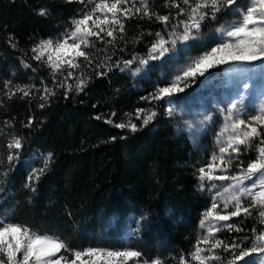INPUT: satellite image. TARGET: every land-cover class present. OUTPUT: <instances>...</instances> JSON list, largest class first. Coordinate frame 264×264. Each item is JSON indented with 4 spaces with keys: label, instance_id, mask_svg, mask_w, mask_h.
I'll return each mask as SVG.
<instances>
[{
    "label": "trees",
    "instance_id": "trees-1",
    "mask_svg": "<svg viewBox=\"0 0 264 264\" xmlns=\"http://www.w3.org/2000/svg\"><path fill=\"white\" fill-rule=\"evenodd\" d=\"M84 9L79 0H0V145H6L4 140L13 133L24 144L20 159L3 176L0 216L26 223L41 235H59L75 250L131 247L142 252L143 260L159 258L178 264L181 254L190 259L201 214L209 206L193 171L194 145L186 134L174 135L164 128L138 127L133 133L114 126L145 104L141 97H146L153 79L135 81L118 69L95 76L82 67L74 76L79 78L83 72L90 77L87 86L82 92L72 88L65 98V89L55 86L48 65L32 59L37 42L70 30L72 19ZM149 11L175 16L176 9L165 7L164 0H149ZM234 18L226 15L218 22L205 21V39L218 35L214 29ZM162 31L155 17L137 15L125 21L126 43L119 42L123 52L119 47L115 52L99 51L104 48L100 42L86 51L100 63H107V56L113 62L143 57L155 33ZM10 37L14 48L8 43ZM196 53L193 49L181 54ZM6 81L35 87L28 97L21 99L17 93L8 99ZM45 85L56 95L41 109ZM29 117L32 126L25 127ZM109 119L112 123H107ZM255 143L243 152L246 162L257 155ZM5 149H0L5 153L3 169L8 167ZM49 155L48 170L36 190L26 188L27 174L41 168ZM261 219L258 211L251 217L242 215L232 221L246 233L222 230L217 235L228 241L245 234L251 238L252 227L262 230Z\"/></svg>",
    "mask_w": 264,
    "mask_h": 264
},
{
    "label": "snow or ice",
    "instance_id": "snow-or-ice-1",
    "mask_svg": "<svg viewBox=\"0 0 264 264\" xmlns=\"http://www.w3.org/2000/svg\"><path fill=\"white\" fill-rule=\"evenodd\" d=\"M79 2L85 5V9L72 19L70 30H65L55 39H43L31 49L32 59L47 64L54 81L58 74L63 77L55 86L65 89V98L72 90L67 81L82 67L90 69L95 76L107 75L113 69L131 71L136 75L141 68L133 69L134 63L147 66L154 61H175L179 59V53H190L195 49L197 55L189 54L175 69L173 78H162L152 93L141 97L149 104L166 102L169 106L163 114L171 118L176 114L171 105L177 94L184 93L200 78L206 79V73L210 74V70L225 72L238 98L229 100L223 108L217 109L215 120L212 116H205L201 121V124L207 121L217 123L223 117L221 130L216 134V150L211 154L210 161L198 168L201 190H204V181L212 182L208 188L212 192L211 204L206 207L200 220V227L206 229V234L197 239L194 251L189 254L190 259L181 254L178 264H264V230L252 227L251 238L247 234L234 236L230 241L217 238V233L224 229L246 233L245 228L228 223L234 218L242 215L251 217L254 210H259L258 216L264 218V104L257 111L247 110L242 91L247 89L251 93L254 88L253 76L264 73V0H164L165 7L176 9L175 16L150 12L149 0ZM44 14L42 11L41 15ZM137 15L140 18L155 17L163 26L162 32L155 33L147 57L133 56L113 62L111 56H107V63H100L92 58L90 51H86L95 48V42H100L104 48L99 51L111 48L115 52L119 42L125 41V21ZM226 15L235 18L216 27L214 32L218 35L205 39L202 32L204 22H218ZM8 43L13 48L16 46L11 37ZM119 51L123 52L124 48L119 47ZM25 67L31 65L25 64ZM88 79L90 77H85L81 72L75 91H84ZM34 87L12 86L11 81H6L4 88L8 91L4 95L12 99L19 93L23 99L30 95ZM55 95L56 92L45 85L40 95V100L44 102L38 106L43 109L45 102ZM158 114L154 109L149 113L140 108L135 115L137 120H142V126H147ZM32 123L33 118L29 117L24 126L31 127ZM107 123L112 121L109 119ZM8 126L11 127L10 124ZM114 126L127 128L133 133L138 130L137 124L132 121L115 123ZM254 142L257 155L246 162L243 152L252 148ZM3 147L7 149L8 164L3 176H7L13 162L20 159L24 144L22 138L13 133L6 145H0V149ZM4 155L0 150V166L4 165ZM50 160L51 155L41 168H33L27 174L26 188L36 190V184L47 172ZM3 183L4 180L0 179V185ZM0 191L3 189L0 188ZM259 222L264 224V219ZM225 253L227 256L223 255ZM142 256L141 251L131 247L75 250L66 240L38 234L26 223L12 220L7 215L0 216V264H171V261L159 258L143 260Z\"/></svg>",
    "mask_w": 264,
    "mask_h": 264
},
{
    "label": "rangeland",
    "instance_id": "rangeland-1",
    "mask_svg": "<svg viewBox=\"0 0 264 264\" xmlns=\"http://www.w3.org/2000/svg\"><path fill=\"white\" fill-rule=\"evenodd\" d=\"M178 55L179 59L175 61H156L155 64L153 62H150L147 66H142L138 63H134L132 66L133 69H135L136 67L141 68V71L136 75H133L131 71L123 72L131 75L132 78L136 79L135 81H139L142 78H146L149 80L153 79L151 80L152 82L150 84V89L146 93V96H148L154 91L159 80H161L162 78H173L175 69L179 67L184 62V60L187 59V56L189 54L185 55L179 53ZM192 55L195 56L197 55V53ZM143 57H147V55ZM206 77V79L200 78V80L193 84L191 88L186 89L184 93L177 94V98L173 99L171 105L176 110V114L173 117L169 118L163 114L165 109L169 106L166 102L149 104L146 101L143 106L137 107L135 109V112H133L132 116H129L124 120V123L132 121L135 122L138 127L146 128L149 130L164 128L174 135L183 133L186 134L194 145L197 153L196 159L193 162V171L200 190L201 181L198 179V168L208 163L210 161L211 154L216 150V134L221 130V127L223 125V117H220L219 122L217 123L207 121L201 124V121H203L205 116H212L215 120L218 115L217 109L223 108L229 100L238 98L235 87L226 77L224 71H216L215 69H213L210 70V74L206 73ZM61 79H63V77L58 74L55 82ZM78 79L79 78H75L73 73V76L67 81V84L71 85V88H75V84ZM251 83L252 82H250V85ZM253 87L254 88L251 93H248L247 89L242 90L245 94V108L252 112L257 111L261 104H264V73H262L261 75L257 73L255 76H253ZM140 108L147 110V112L149 113L154 109L159 114L157 115L155 120H153L147 126H142V120H137L135 115L136 110ZM9 138L10 136L6 140H4L5 144ZM5 151L7 152V149H5ZM2 167L3 166H0V179H3L4 169ZM203 183L205 187L204 190L201 191L205 196L208 197L210 206L212 192H210L208 188L212 182L204 181ZM0 188L3 189V191H0L1 201L5 196L4 185H0ZM256 211L259 210H254L253 213H255ZM201 219L202 214L200 220ZM228 223L234 222L229 221ZM262 230H264V224L262 226ZM204 234H206V229L201 228L199 222L196 231L197 239ZM55 237H59V235H56ZM217 238H219L218 235Z\"/></svg>",
    "mask_w": 264,
    "mask_h": 264
}]
</instances>
